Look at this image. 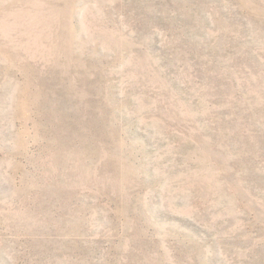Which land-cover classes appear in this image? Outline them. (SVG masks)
Wrapping results in <instances>:
<instances>
[{"label":"rangeland","instance_id":"1","mask_svg":"<svg viewBox=\"0 0 264 264\" xmlns=\"http://www.w3.org/2000/svg\"><path fill=\"white\" fill-rule=\"evenodd\" d=\"M0 264H264V0H0Z\"/></svg>","mask_w":264,"mask_h":264}]
</instances>
